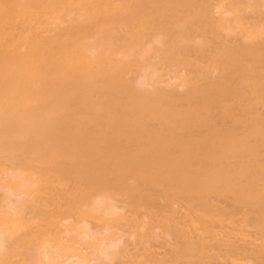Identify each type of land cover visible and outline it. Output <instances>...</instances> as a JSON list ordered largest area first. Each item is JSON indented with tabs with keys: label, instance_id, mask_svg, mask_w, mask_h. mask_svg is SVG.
Instances as JSON below:
<instances>
[{
	"label": "bare ground",
	"instance_id": "obj_1",
	"mask_svg": "<svg viewBox=\"0 0 264 264\" xmlns=\"http://www.w3.org/2000/svg\"><path fill=\"white\" fill-rule=\"evenodd\" d=\"M0 264H264V0H0Z\"/></svg>",
	"mask_w": 264,
	"mask_h": 264
}]
</instances>
